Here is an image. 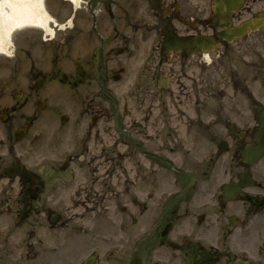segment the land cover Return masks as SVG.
<instances>
[{
	"label": "flooded vegetation",
	"instance_id": "1",
	"mask_svg": "<svg viewBox=\"0 0 264 264\" xmlns=\"http://www.w3.org/2000/svg\"><path fill=\"white\" fill-rule=\"evenodd\" d=\"M80 1L47 0V27L16 36L19 75L0 82V264H58L64 226L69 264H264V157L241 155L264 131V0ZM110 27L136 52L155 36L119 125ZM169 35L184 42L163 48ZM32 160L50 165L35 182Z\"/></svg>",
	"mask_w": 264,
	"mask_h": 264
},
{
	"label": "rangeland",
	"instance_id": "2",
	"mask_svg": "<svg viewBox=\"0 0 264 264\" xmlns=\"http://www.w3.org/2000/svg\"><path fill=\"white\" fill-rule=\"evenodd\" d=\"M108 32H111V29L108 30ZM151 42V41H149ZM149 42L147 44L144 45V47L146 46H149ZM107 58H113L114 59V62H110L112 64H115L117 63L118 61H121V62H125L127 63L128 61H130V56L127 55V54H124L122 56H117L114 54V56H111V57H107ZM2 74V73H0ZM133 71L132 70H129L128 74L126 75V77L124 78V80L122 81H113V80H110L109 81V84H108V88L110 89L111 92H113V94L116 96V97H122L123 100L127 101L131 107V104L134 102L133 98H132V81H131V78L133 80ZM190 106V108H186L187 112L189 115H194L195 113H197L196 110V105H194V102H188V104ZM171 107L173 109H176L178 108L177 105H171ZM183 119H186V118H182V122H183ZM175 123H178L179 120H178V117L176 116L175 117ZM185 123H188L187 120ZM63 177H67V175H64ZM65 188V189H64ZM66 193V187H63V190L61 191V189H59V195L57 196L58 199H61V200H66L67 199V196L65 195ZM45 227V226H44ZM44 229V228H42ZM58 232V245H59V263L58 264H67L68 263V259H67V252H68V241H69V232H68V229L66 227H59V229L57 230ZM114 260L112 259L111 260V263L114 264ZM121 262H124V261H121ZM69 264V263H68Z\"/></svg>",
	"mask_w": 264,
	"mask_h": 264
},
{
	"label": "bare ground",
	"instance_id": "3",
	"mask_svg": "<svg viewBox=\"0 0 264 264\" xmlns=\"http://www.w3.org/2000/svg\"><path fill=\"white\" fill-rule=\"evenodd\" d=\"M38 0H2L0 1V39L8 35L7 32L25 22L35 18V9ZM6 9V10H5ZM42 20L41 16L38 17ZM2 46L0 45V49Z\"/></svg>",
	"mask_w": 264,
	"mask_h": 264
}]
</instances>
